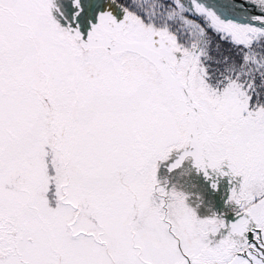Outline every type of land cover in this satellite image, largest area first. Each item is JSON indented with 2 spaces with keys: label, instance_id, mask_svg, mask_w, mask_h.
<instances>
[{
  "label": "snow or ice",
  "instance_id": "6c2138e0",
  "mask_svg": "<svg viewBox=\"0 0 264 264\" xmlns=\"http://www.w3.org/2000/svg\"><path fill=\"white\" fill-rule=\"evenodd\" d=\"M0 264H264V0H0Z\"/></svg>",
  "mask_w": 264,
  "mask_h": 264
}]
</instances>
